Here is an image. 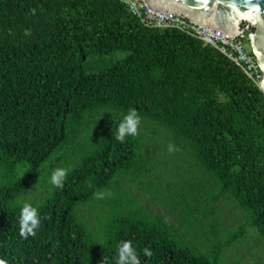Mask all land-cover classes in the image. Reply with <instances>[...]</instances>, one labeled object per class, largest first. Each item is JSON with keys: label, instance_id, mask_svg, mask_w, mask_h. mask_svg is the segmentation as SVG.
I'll list each match as a JSON object with an SVG mask.
<instances>
[{"label": "trees", "instance_id": "obj_1", "mask_svg": "<svg viewBox=\"0 0 264 264\" xmlns=\"http://www.w3.org/2000/svg\"><path fill=\"white\" fill-rule=\"evenodd\" d=\"M222 200L244 220L224 239ZM249 231L264 241V93L241 68L121 0H0V259L119 264L130 241L139 264H221Z\"/></svg>", "mask_w": 264, "mask_h": 264}, {"label": "water", "instance_id": "obj_2", "mask_svg": "<svg viewBox=\"0 0 264 264\" xmlns=\"http://www.w3.org/2000/svg\"><path fill=\"white\" fill-rule=\"evenodd\" d=\"M158 11L226 36H239L251 27L249 41L264 73V0H146ZM246 28H243V24ZM264 93V90H262Z\"/></svg>", "mask_w": 264, "mask_h": 264}, {"label": "built area", "instance_id": "obj_3", "mask_svg": "<svg viewBox=\"0 0 264 264\" xmlns=\"http://www.w3.org/2000/svg\"><path fill=\"white\" fill-rule=\"evenodd\" d=\"M141 24L149 28H174L216 48L257 85L264 82V73L252 51L245 48V35L226 36L210 28L201 27L187 20L153 9L146 0H121Z\"/></svg>", "mask_w": 264, "mask_h": 264}, {"label": "rangeland", "instance_id": "obj_4", "mask_svg": "<svg viewBox=\"0 0 264 264\" xmlns=\"http://www.w3.org/2000/svg\"><path fill=\"white\" fill-rule=\"evenodd\" d=\"M246 24H243V28ZM254 33V28L251 27L245 31L247 34ZM249 34L246 35L245 48L247 51H252L249 41ZM217 218L222 231V238H226L230 232L244 224L242 214L228 201H220L217 203ZM264 242L253 231H249L242 243L233 246L226 251L221 264H264Z\"/></svg>", "mask_w": 264, "mask_h": 264}, {"label": "clouds", "instance_id": "obj_5", "mask_svg": "<svg viewBox=\"0 0 264 264\" xmlns=\"http://www.w3.org/2000/svg\"><path fill=\"white\" fill-rule=\"evenodd\" d=\"M261 90H264V82L259 85ZM140 122V117L135 110H130L123 118L118 130L117 140L123 142L125 136H135L137 134V126ZM66 176L65 169H56L51 176V183L54 186H62ZM40 225V217L38 210L29 204H25L21 209L20 219V237L27 239L29 236H35ZM151 255V253H147ZM0 264H6V261L0 259ZM119 264H139L136 252L133 249L131 242H122L119 246Z\"/></svg>", "mask_w": 264, "mask_h": 264}, {"label": "flooded vegetation", "instance_id": "obj_6", "mask_svg": "<svg viewBox=\"0 0 264 264\" xmlns=\"http://www.w3.org/2000/svg\"><path fill=\"white\" fill-rule=\"evenodd\" d=\"M255 31V33H256V30H254ZM248 33V32H247ZM249 34V33H248Z\"/></svg>", "mask_w": 264, "mask_h": 264}]
</instances>
